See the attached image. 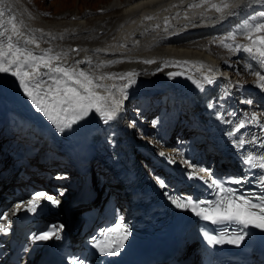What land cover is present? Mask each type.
<instances>
[{
	"label": "bare ground",
	"instance_id": "bare-ground-1",
	"mask_svg": "<svg viewBox=\"0 0 264 264\" xmlns=\"http://www.w3.org/2000/svg\"><path fill=\"white\" fill-rule=\"evenodd\" d=\"M17 1L0 0V9L10 10L5 12L4 18L6 19L8 15L16 16L17 20L22 21L24 24L23 31L27 35L36 37L39 48H36L34 45H30L29 47H32L37 54L40 49L50 47L54 52L67 53L66 56L62 57V60L68 64H73L76 60L83 61L86 58H91V64L81 63L75 65V67L95 76L129 71H135L139 75L136 77V84L128 89V98L124 100L122 109L114 120L104 123L100 115L92 111L87 117L78 121L71 128L60 132L42 113L34 108L30 100L24 95L16 77L12 76L11 73H0V141L5 140L4 137L10 141L6 149L0 145V192L5 191L8 194H13L12 201L24 197V192L21 188L26 183L36 186L35 182L39 183L43 177L55 174L53 173V169H56L58 165L53 164V161L47 163L44 160L46 159L44 154L46 155V148L48 147L60 148L67 139L72 138L78 139L79 145L85 146L92 142L97 131L99 132L105 129L106 124L114 126V131L123 136V140L127 142V146L131 149L134 148L132 142L135 138L146 140L143 135L139 136V132L137 134L138 128L131 126L132 124L128 122L130 114L127 109L130 101L149 103L154 91H163L166 97L168 96V100H166V103L164 102L165 105L170 108L171 112L176 111L174 118L176 120L175 124L180 117L182 119L186 116L192 117V119H203L202 121L204 123L200 122L203 137L199 141L194 142L193 139L189 140L191 136L195 135L191 123L187 130L182 133L181 138L177 139L176 143L177 146L185 144V149L188 152L194 151V153H197L195 146L203 145L206 137H209L211 133V128L209 124L210 119L206 112L207 107L201 100L193 97L189 76L201 79V72L215 76L213 84L205 85L210 93L211 102L226 115L231 111H235L236 113L249 111L250 104L242 103V100L239 98L240 91L243 92V99H247L256 91L261 90L255 85L257 77L253 72L259 71L264 75V67L260 66L257 59L243 51L226 52L224 48L227 54L226 57L237 60L240 67L244 70L243 75L246 82H242L244 86L240 89L238 87V75L234 77V74L231 72L227 74L224 71L223 73L220 70V67L225 66L223 60L219 59L218 52L211 51L209 47L204 48L209 45L205 41L203 42V40L212 38L214 35L220 34V32L227 35L230 32L236 31L235 29L238 30L245 22H253L251 17L257 12L264 11V0H250V6L246 8L245 12L238 13L236 16H229L223 21L217 22H213L207 19V17H199L197 14L203 11L201 8H188L187 5L193 2V0H136L134 2H132L133 0H111L109 2L110 5L101 13L103 14L111 9H120L119 11L110 13L112 17L117 13L118 16L116 17L115 15L114 19L111 17V19L107 18L104 13V16H99L100 18L97 16L99 19L95 18L96 20H92V18L90 20L88 17L89 19L85 18V20L84 17L80 18L81 14L78 13L79 11H74L76 12L75 14L69 13V15H65V17H71L70 19L65 17L59 18L61 14L54 19H46L47 22L44 21L45 25L43 23L42 25L38 24V22L36 23L38 18L36 19L33 16L32 13L34 11L28 8L29 4L27 1H22V5V2L18 3ZM172 5H175V7H172ZM82 14L84 16L88 15L86 13ZM185 14L188 17L187 20L184 18ZM213 15H215L214 12H208V16ZM145 16H153L155 19L145 20ZM165 18L170 22V26L164 23ZM237 18H239L238 21ZM41 19L45 20L44 18ZM255 22H262V19L257 17ZM231 23L234 25L228 28L229 25L231 26ZM185 25L187 26L185 27ZM238 35L241 34L237 33ZM236 38H238L236 41L239 43H248L244 36ZM213 45L211 43L212 47ZM73 49L76 51H73ZM94 49H105V51L95 52L93 51ZM146 59H154L156 63L146 64L143 62ZM178 60L202 61L206 67L200 68L197 71L199 65L195 64L180 66L170 64L167 67L164 66L165 61L171 62ZM107 61L119 62L112 64L105 63L102 66H98L101 65V62ZM207 66H211L214 71L208 73ZM158 68L162 70L157 71ZM176 69H182L186 73L187 78L183 79L182 76L170 78L168 73L175 72ZM42 71L46 70L42 69ZM125 82L119 79H106L103 81L105 84H115L117 86ZM229 82L233 86L231 94L230 96L224 97L222 95L223 89ZM98 91L102 95L106 94L104 89H98ZM115 94L117 97L120 95L118 91ZM250 101L252 102L250 106L259 107L256 99H251ZM175 104H177L176 107L174 106ZM221 104H223V107H221ZM184 105L187 106V111L186 114L183 113L181 115L179 111H181ZM194 105H198L197 109H199L200 117L191 111V107ZM9 114L11 116L13 114L15 118L12 116V120ZM8 125L11 128L5 130L4 128ZM148 130H152V127H148ZM22 132L23 134H21ZM25 133H30L31 135L27 137ZM26 142L38 143L40 145L39 149L33 151L26 161L28 163L25 169L26 173H33L35 167L33 162L35 160L43 167H47L48 165L54 167L52 170L47 171L46 175L42 177L37 176L38 180L33 182H30V180L24 182L22 178L23 173L18 175L14 174L19 164L23 163L21 157L26 154L24 152L27 149L24 148L21 153L15 154L17 158H14L11 152L15 153L20 143L24 145ZM152 142L166 154H176L178 152L181 157L183 156V151L174 149L173 144L175 143V139H158L156 135V138L154 137ZM208 145L210 146L211 142ZM32 148H36V146L34 145ZM132 153L141 157V154L136 150ZM103 165L105 164L102 159L98 165V169L105 170ZM4 173L6 174L4 175ZM103 173L105 174V172ZM32 178L36 177L32 176ZM74 178H76L74 173L68 175L61 187L63 189L70 188L72 186L71 179ZM157 178H163L165 182L169 181L168 177L162 173ZM101 179L103 180V176H101ZM109 181L110 183H103L101 189L98 187L95 190L104 189V193L107 195L112 193L115 202L121 205L125 201L121 193L122 187L119 184L116 185L115 176ZM9 186H17L19 191L14 193L15 191L5 190ZM97 192L100 193L102 191ZM1 204L5 206V210L7 211L14 209L16 205L14 202L8 203L7 201L3 202V200H1ZM70 216L79 219L76 208L67 214L62 211L59 215L58 223L66 226V222Z\"/></svg>",
	"mask_w": 264,
	"mask_h": 264
},
{
	"label": "snow or ice",
	"instance_id": "snow-or-ice-1",
	"mask_svg": "<svg viewBox=\"0 0 264 264\" xmlns=\"http://www.w3.org/2000/svg\"><path fill=\"white\" fill-rule=\"evenodd\" d=\"M250 6V0H193L187 5L188 8H201L203 11L197 15L199 17H207L213 22L223 21L229 16H236L238 13L245 12ZM175 7V5H172ZM8 9H0V73H11L19 81V86L23 90L24 95L30 100L34 108L43 114V116L53 124L60 132L71 128L78 121L84 119L90 112L95 111L100 115L104 123H108L116 118L121 111L124 100L128 98V89L136 84V77L139 73L129 71L124 73H107L100 76H95L85 72L82 69H77L75 65L81 63L91 64V58L85 60H76L73 64H68L62 60L66 56L65 52H54L52 48L40 49L37 54L30 45L39 48V43L35 36L27 35L24 31V24L18 21L16 16L8 15L5 19V12ZM214 12L215 15L208 16V12ZM48 13H46L47 15ZM179 15V13H177ZM257 17L262 19V22H255ZM188 19L187 14L184 17ZM145 20H153V16H145ZM253 22H245L239 28V34L244 35L248 43H239L236 41L237 32H230L224 38L219 39L218 44L233 52L243 51L257 59L261 67H264V11L257 12L251 17ZM164 23L170 26V22L165 18ZM187 25H185L186 27ZM55 38V37H53ZM62 38V37H61ZM216 42V41H214ZM73 51H76L73 49ZM95 52L105 51V49H94ZM55 62V63H53ZM119 61L101 62L103 64L118 63ZM146 64L156 63L154 59H146L143 61ZM174 64L180 65H199L200 68L206 67L202 61H165L164 66ZM208 67V73L214 70L211 66ZM45 69L46 71H42ZM162 69L158 68L157 71ZM257 77L255 85L264 91V75L259 71L253 72ZM185 75L184 72H169L168 76L175 77ZM201 79L197 80L189 76L193 83L200 89H203L205 84L211 85L215 81L214 75L200 73ZM47 77V79H45ZM106 79H119L126 81L119 86L103 83ZM242 87V85H239ZM232 84L229 82L224 86L222 95L230 96ZM98 89H104L105 95H102ZM116 91L120 93L116 96ZM242 103L251 104L250 100L242 101ZM208 107L213 108L214 104L209 102ZM223 107V104H221ZM217 119L222 123L231 125V128L225 133L238 150L241 162L248 169L264 170V151L262 152H245L246 144H260L264 147V123H262L255 112H243L242 118L233 121L227 116H236L235 111L228 112L227 115L217 113ZM155 123V122H154ZM135 125V121L131 126ZM246 125H258L259 133L253 134L249 139L247 134L237 136ZM165 156V153H159ZM200 172H205V169H200ZM199 173L193 170L189 173V178H197ZM63 179L64 177H56ZM206 179L205 177H199ZM161 187L165 186L163 179L157 178ZM231 183L241 184L247 177H228ZM212 187L218 190L219 199L216 201L202 202L193 200L191 196H175L169 197L173 204L178 208H187L202 216L205 220L213 223L223 221H235L244 226V228L254 227L264 230V196H261L257 201L251 198L254 194L237 195L236 190L231 187H225L224 182L220 179H211L209 181ZM261 187H264V177L259 181ZM62 194V193H61ZM47 199L52 204H59V200L49 196L44 192H37L32 195L27 202V210L35 212L40 199ZM208 204V207H198L200 204ZM23 205L18 203L14 209L10 211L13 214L19 211ZM8 212L0 213V219L7 220ZM62 225H53L47 231L33 234L34 241H47L50 239H60L58 229H62ZM8 231V226L0 224V232ZM103 240H98L93 237L95 247L103 254L117 255L124 247L125 242L130 235L123 218H119V222L114 226L102 230ZM246 233L241 232L229 236L227 240L223 236L217 237L207 235L206 239L210 244L230 243L239 245L245 239ZM73 264H82L81 261H74Z\"/></svg>",
	"mask_w": 264,
	"mask_h": 264
},
{
	"label": "rangeland",
	"instance_id": "rangeland-1",
	"mask_svg": "<svg viewBox=\"0 0 264 264\" xmlns=\"http://www.w3.org/2000/svg\"><path fill=\"white\" fill-rule=\"evenodd\" d=\"M27 1L28 2V8L31 11H34L32 14L34 17H36L38 24L45 25L44 21L47 20H51L54 19L56 17H59L61 14V16L59 18H64L65 15H69L70 14H75L76 12L74 11H79L78 13H80V18H87L90 20H96L99 19L100 17L104 16V13L106 15L107 18H115L114 16L116 15V17L118 16L117 13L115 15L110 14L111 12L113 13V11H119L120 9H111L110 11L104 12L103 14L101 12L104 11V9L109 6V2L111 0H18L17 2L21 3V2ZM136 0H133L132 2H134ZM23 2L21 3V5L23 4ZM26 9V7H25ZM100 11V12H99ZM99 12V13H98ZM46 13H48L46 15ZM77 13V14H78ZM82 13H86L88 15H83ZM121 13V11H120ZM102 14V15H101ZM97 16L99 18H97ZM89 17V18H88ZM41 18H44L45 20H42ZM70 19L71 17H65ZM96 18V19H95ZM110 18V19H111ZM41 19V20H40ZM238 19V18H237ZM39 20V21H38ZM86 20V19H85ZM109 20V19H108ZM41 22V23H40ZM47 22V21H46ZM229 25V27H232ZM236 32L239 30L235 29ZM234 31V30H232ZM239 33V31L237 32ZM226 36L225 33L220 32V34H216L215 36H213V38H206L205 40H203V42L205 41V43H208L209 46H206L204 48L209 47V49L211 48V51H216L218 52V57L220 60H223V63L225 64L224 67V71L231 72L232 74H234V77H237V80L239 82L238 87L241 89L243 88V83L242 82H246L245 81V77H244V70L240 67L239 62L235 59H231V58H227V51H230L229 49L226 50L227 48H225L224 51V47L220 46L218 44L219 39L224 38ZM244 35H236V37H242ZM238 38H236L237 40ZM216 41V42H214ZM211 43H213V47L211 46ZM213 49V50H212ZM216 49V50H215ZM223 49V50H222ZM222 50V51H220ZM217 54V53H216ZM241 68V69H240ZM251 68V67H250ZM242 74H241V73ZM239 78V79H238ZM239 85H242L239 86ZM163 91H154L152 93V98L150 100L149 103H144L142 101H130L129 106H128V113L130 114L128 122L132 124L133 121H135V125L133 127H137L138 131L137 134L139 132V136L143 135L146 139V141H148L149 143L153 144V139L154 137L156 138V135L158 137V139H165V138H172L173 140L175 139V143L174 145V149L175 150H180L183 151V147L185 146V144H181V145H176L177 143V139L181 138L182 133H184V131L187 130V126H189V124L193 125V132L195 133V135L191 136L189 138L193 139L194 142L198 141L201 138L202 132L200 131L201 125L200 120L198 119H191V117L186 116L184 119H182L181 117L177 119V123L175 124L174 118H175V112L176 111H170V108L167 107L165 105L166 103V94H163ZM253 100L256 99L255 97V93L252 94V96H249L247 98V100ZM165 102V103H164ZM175 107L177 106V104L174 105ZM178 108V107H177ZM187 111V106L184 105L183 108H181V111H179V114H186ZM261 112H263V110L261 109ZM13 116V114H12ZM11 116V114H9V117H11V119L13 120V117ZM15 118V117H14ZM174 120V122H172ZM155 122V123H154ZM148 127H152V130H148ZM156 128V130H155ZM23 134V132L21 133ZM31 135V134H29ZM175 137V138H173ZM22 139V137H20ZM36 146V148H32V146ZM155 145V144H153ZM39 144H33V143H29L26 142L24 143V145H22L21 147H19V149H17L18 152L21 151V149L24 147L26 149L31 148V151H35L36 149H39ZM156 146V145H155ZM203 146H206V144H204ZM201 146V148L203 147ZM42 148V147H41ZM47 153H46V159L49 161H55L57 164L61 165V170H64V165H66L65 160L63 159V156H61V154L57 151V149L55 147H48L46 148ZM37 151V150H36ZM30 152V151H29ZM32 153V152H31ZM178 154V153H177ZM98 161H96L97 163ZM144 162H146L144 160ZM98 165H96V167L94 166V172H96V178H97V182L102 181L101 176H102V171H98ZM100 172V173H98ZM111 176L109 173H107L106 175H103V179H110ZM108 181H105L104 183H107ZM95 185L98 187V184L95 183ZM101 186V185H100ZM99 186V187H100ZM103 192V191H102Z\"/></svg>",
	"mask_w": 264,
	"mask_h": 264
}]
</instances>
